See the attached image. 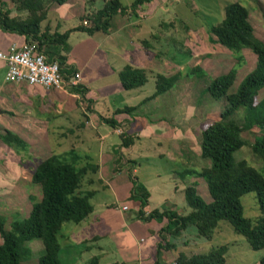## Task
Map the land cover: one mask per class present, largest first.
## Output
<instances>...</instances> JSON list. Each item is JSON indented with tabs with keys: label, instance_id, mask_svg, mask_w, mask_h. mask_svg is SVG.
Returning <instances> with one entry per match:
<instances>
[{
	"label": "trees",
	"instance_id": "16d2710c",
	"mask_svg": "<svg viewBox=\"0 0 264 264\" xmlns=\"http://www.w3.org/2000/svg\"><path fill=\"white\" fill-rule=\"evenodd\" d=\"M13 9L24 12L25 15L9 16L8 10H3L0 0V31L22 36L26 43L34 42L37 50L43 51L47 61L56 62L59 73L69 76L74 71L65 66L66 55L69 51L67 37L69 32L58 33L40 30V23L45 19L47 5L63 4L66 0H8ZM151 0H134L130 9ZM264 5V1H263ZM128 10L119 0H106L101 9L81 17L78 26L71 31L84 32L92 35L96 32L106 33L109 22L116 14ZM221 21L206 29L208 40L225 48L235 61V65L226 73L214 77L205 88L207 94L214 100L223 98L226 106L219 113V121L208 124L200 131L199 155L208 160L209 166L200 169H184L174 173V177L202 179L210 201L207 203L197 194L195 184L183 188V200L189 209L185 215H179L175 210H153L143 212L148 199L146 188L131 179L129 199L137 204L135 218L142 222L151 220H166V225L159 230L171 238H177L188 227H193L197 238L210 240L219 221H225L232 231L244 238L251 250L264 249V175L248 165L244 160H235L233 154L243 146H249L251 152L264 164V138L258 137L251 145L241 137L243 131L252 127L264 129V98L256 100L259 90L264 87V40L254 36L248 22V11L237 2L224 5ZM85 20L88 27L81 25ZM264 27V12L261 14ZM142 45H148L143 41ZM249 50L255 56L253 69L240 81L234 93H227L235 80L238 67L243 62L241 51ZM191 71H199L194 66ZM177 76L164 78L155 76L154 93L142 103L161 95L174 85ZM117 79L124 90L141 87L146 82V72L124 66L117 74ZM69 90L79 94L84 89L72 87ZM136 107H124L114 113H130ZM238 109H243L241 124L232 120ZM114 127L113 120H103ZM0 141L8 148L25 150L26 144L15 134L3 130ZM122 145L127 146V137L121 138ZM83 160L73 150L61 155H50L42 160L32 171L30 183L38 186L40 198L35 200L30 196L31 207L24 218L13 216L4 227L5 219L0 216V264H21L30 257L27 243L38 240L42 245V253L37 264H61L59 260L60 246L58 235L61 225L65 222L80 223L92 211L90 198L94 191H83L82 184L85 176L94 174L97 166L91 163H81ZM91 183V180H89ZM88 183V181H87ZM89 183V184H90ZM253 193L259 217L251 221L242 216L240 197ZM161 241H164L161 236ZM160 241V242H161ZM158 243L156 253L160 249L170 248ZM227 247L225 245L211 248L206 253L186 256L177 253L173 264H224ZM88 264H97V258H91ZM156 264V263H155ZM258 264H264V255Z\"/></svg>",
	"mask_w": 264,
	"mask_h": 264
},
{
	"label": "rangeland",
	"instance_id": "374dc122",
	"mask_svg": "<svg viewBox=\"0 0 264 264\" xmlns=\"http://www.w3.org/2000/svg\"><path fill=\"white\" fill-rule=\"evenodd\" d=\"M2 1L3 10H8L6 7L9 6L8 11L15 12V16L23 17L25 15L24 12H16L8 0ZM94 1L96 5L101 3L100 0ZM132 1L134 0H119L120 4L129 11H132L129 6ZM234 2L239 3L257 17L251 16L249 21L255 37L264 40L263 23L261 16L259 17L256 12L258 7L260 9L263 7L258 6L252 0H170L166 5L167 14L145 17L143 13V15L137 14L138 18L132 17L134 22L138 19L136 23L140 24V29L135 31L134 37L149 42V46L153 49L152 53H156L160 57L159 61L162 63V67H164V62L167 63L165 68L168 70V74L174 71L179 72L177 83L169 91L156 97L154 101H147L140 105L129 115V121L134 122L129 124V131L138 133V138L132 140V146L122 149L120 138L110 133V127L105 126L104 131L109 132V140L119 146L115 149V153L125 160L132 159L134 162V165L128 163L122 168L128 169L130 172L134 168L133 176L138 182L147 181L151 192L155 193L160 189L164 194L163 192H168L172 184L179 187L178 197L175 198L177 205L174 209L179 215H185L189 211L183 200L182 189L192 183L196 185L197 194L202 200L207 203L210 201L205 182L202 179L185 177L181 180L173 175L184 169H200L209 166L208 160L200 158L199 155L200 131L206 125L219 121V113L226 106V102L223 98L212 99L205 88L211 79L229 71L235 65V61L225 48L208 40L206 29L221 21L224 5ZM157 20L158 23L161 21V26L154 24ZM149 25L151 26L149 27ZM150 28L155 34L153 39H157L158 42L148 38L151 33ZM75 35L73 34L71 39H75ZM241 55L243 62L237 68L235 80L227 91L230 94L235 92L243 77L254 67L255 56L249 50L243 49ZM194 66L199 67V71L192 72L191 68ZM154 90V80L147 76L146 82L141 87L131 89L130 101L126 104L130 105L129 107L137 106L139 101L151 96ZM262 98H264V87L258 91L256 100ZM150 112L154 113L151 117L161 118L160 124L163 129L167 128L168 130L169 128L172 134L175 133L174 137L179 136V156L174 157L173 155V160L168 158L170 147L164 143H161L160 146L152 145L155 139L146 136L144 128L142 130L140 127V123H146L148 118L151 119L148 115ZM243 113V109H238L232 116V120L241 124ZM1 133L3 131L0 128ZM48 133L47 143L43 139H37L36 142L31 137L32 140L30 138L28 141L23 139L26 144V149L23 151L8 148L0 141V216L5 219V228H8L14 215L19 218L28 215L31 207L30 196L37 201L40 198L38 186L30 183L33 169L44 158L50 155H61L67 150L66 146L57 143H64L62 139L57 141L59 133L53 130ZM241 137L248 145H251L255 138H264V129L252 127L250 130L243 131ZM94 151V146L88 150V152ZM233 157L235 160H244L264 175V164L254 156L249 146L241 147L233 154ZM114 175L117 176L118 172H115ZM157 176L160 178L158 179ZM100 185L102 183L95 181L92 186L96 194L89 200V203L94 211H97L103 204H114V195L108 189L101 191ZM239 201L243 217L251 221L259 217L253 193L241 196ZM127 202L131 205L127 214L134 217L136 204L134 201ZM122 206L124 205L120 204V208ZM125 207L127 208V206ZM86 224L81 221L78 224L65 222L61 225L58 235L61 264H88L92 257H97L95 242L88 241L95 235V231L87 227ZM181 236L179 237V251L174 248L176 254L178 252L186 256L202 254L211 248L225 245L227 247L224 255L225 264H258L259 259L264 255V249L251 250L244 238L235 234L225 221L217 223L210 240L197 238L193 227L186 228ZM27 246L30 249V257L21 264H37L42 253L41 242L32 240L27 243ZM168 253L172 254L173 249H170ZM112 259L104 257L97 260V264L108 260L111 262Z\"/></svg>",
	"mask_w": 264,
	"mask_h": 264
},
{
	"label": "crops",
	"instance_id": "0c3cea01",
	"mask_svg": "<svg viewBox=\"0 0 264 264\" xmlns=\"http://www.w3.org/2000/svg\"><path fill=\"white\" fill-rule=\"evenodd\" d=\"M100 1V5H96L94 0H66L61 5L50 3L47 5L46 17L40 23L41 31L69 32L67 37L69 51L65 66L79 74L77 88H83L84 93L72 92L67 88L43 89L39 86L6 83L4 81L5 66L3 62H0V128L2 131L7 130L15 134L21 140L28 141L31 137L35 142L37 139H43L46 143L49 140L48 132L56 131L60 134L59 137L57 136V141L61 139L64 141V143H57L67 148L62 154L73 150L83 160L81 163L88 162L97 166L94 174L84 177L82 189L94 191L93 196H95L93 184L95 181L102 183L100 190L108 189L114 195V204H103L97 211L92 208L91 213L82 222H86V226L95 231V235L88 240L95 242L97 257L94 258L97 260L104 257L113 258L111 262L108 260L101 264H173L177 255L176 249L179 251V237L182 236L171 238L164 233L159 235V230L166 225L164 219L142 222L135 218V213L134 217L128 216L127 213L131 208L130 203L127 202L131 201L129 199L131 179H137L133 176L134 168L130 172L122 167L128 163L134 165V162L132 159L125 160L115 153V149L119 146L112 143L109 140V132L104 131L105 126L110 127V133L120 138L122 149L132 146L133 138H138L136 131H129V124L134 123L129 121V115L146 103L147 101L142 102L148 97L139 101V104L134 106L136 109L130 113H114L115 110L130 106L126 103L130 101L131 90H124L117 79L118 72L124 66L145 71L146 79L148 76L154 80V83L157 75L164 78L178 76V71L167 73L168 70L165 68L167 63L164 62L162 67L160 57L152 53L153 49L149 46V42L146 48L142 45V42L147 40L134 37L135 31L140 29V24L136 23L138 19L135 22L132 19L133 16L138 18V15L143 13L145 17L167 14L166 5L170 0H151L138 6L134 11L126 10L122 14H116L111 18L106 33L96 32L87 35L84 32L71 31L79 25L81 17L102 8L106 0ZM252 1L263 7L261 9L258 7L256 11L260 17L264 12V5H262L264 0ZM6 9L9 10L10 7L7 6ZM15 15L16 13L10 10L9 16ZM251 16L255 17L248 12L249 24ZM161 21L158 23L157 20L154 24L161 26ZM81 25L88 27L89 22L83 20ZM152 30L150 28L151 33H148V38L156 42L157 39H153L155 34ZM73 34H76L75 39H71ZM24 43L26 42L22 36L0 31V51L5 52L11 45L21 46ZM176 83L177 80L174 85ZM156 97L148 101H154ZM152 114L154 113L150 112L148 115L151 117ZM103 120H113L114 127L104 123ZM160 121V117H151V119L148 118V122L140 123V127L142 130L144 128L146 136L155 139L152 145L160 146L164 143L170 147L168 158L173 160L174 157L179 156V136L174 137L175 133L172 134L169 128L163 129ZM116 128H120L122 134H116L114 131ZM124 137L128 139L127 146L122 145L121 138ZM92 146L95 151L88 152ZM79 151L83 153L80 154ZM115 172H118L117 176L114 175ZM139 183L149 194L143 208L145 214L165 207L170 210L175 209L177 205L175 198L179 194L178 186L172 184L168 192L162 194L160 189L155 193L151 192L147 181ZM120 204L127 206V209L122 211ZM137 207L136 204V210ZM161 236L164 241H161ZM164 242L171 247L160 249L156 253L158 243L164 246ZM170 249H173L172 254L168 253Z\"/></svg>",
	"mask_w": 264,
	"mask_h": 264
},
{
	"label": "built area",
	"instance_id": "2783aa9c",
	"mask_svg": "<svg viewBox=\"0 0 264 264\" xmlns=\"http://www.w3.org/2000/svg\"><path fill=\"white\" fill-rule=\"evenodd\" d=\"M0 62L5 66L6 83L62 90L76 87L80 80L77 72L62 76L56 62L47 61L42 51L37 50L34 42L24 43L21 46L11 45L5 52L0 51ZM114 131L118 135L122 134L120 128ZM126 209L125 206L121 207L122 211Z\"/></svg>",
	"mask_w": 264,
	"mask_h": 264
}]
</instances>
